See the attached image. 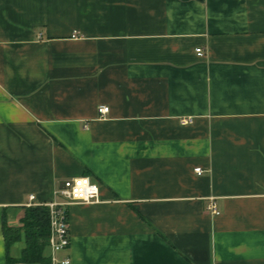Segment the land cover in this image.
<instances>
[{
  "label": "crops",
  "instance_id": "obj_1",
  "mask_svg": "<svg viewBox=\"0 0 264 264\" xmlns=\"http://www.w3.org/2000/svg\"><path fill=\"white\" fill-rule=\"evenodd\" d=\"M85 177L56 264H264V0H0V264Z\"/></svg>",
  "mask_w": 264,
  "mask_h": 264
},
{
  "label": "built area",
  "instance_id": "obj_2",
  "mask_svg": "<svg viewBox=\"0 0 264 264\" xmlns=\"http://www.w3.org/2000/svg\"><path fill=\"white\" fill-rule=\"evenodd\" d=\"M77 38V35L74 36ZM197 56L205 57L204 50L198 48ZM110 112L108 107H100L101 116H106ZM185 123H192V119H186ZM200 174L202 169H196ZM100 188L90 177L74 178L63 182L55 190V200L51 203L33 204L35 197L30 198L28 207L39 206L49 209L50 221V240L49 248L52 250L51 263L56 264V254L60 251L67 250L71 245L69 209L73 205H87L100 203ZM209 210L214 215H219L217 205H212ZM62 264H71L70 259L63 260Z\"/></svg>",
  "mask_w": 264,
  "mask_h": 264
},
{
  "label": "trees",
  "instance_id": "obj_3",
  "mask_svg": "<svg viewBox=\"0 0 264 264\" xmlns=\"http://www.w3.org/2000/svg\"><path fill=\"white\" fill-rule=\"evenodd\" d=\"M23 210L24 216L20 220L21 227L15 228L10 226L8 222L3 221V234L8 254L10 248L21 241L23 236L26 240V248L22 257L17 260L8 259V262L51 264V257L47 254L51 236L49 209L47 207L31 206Z\"/></svg>",
  "mask_w": 264,
  "mask_h": 264
}]
</instances>
